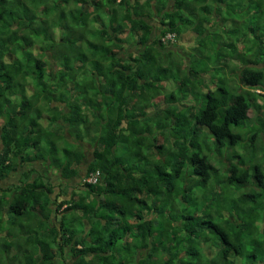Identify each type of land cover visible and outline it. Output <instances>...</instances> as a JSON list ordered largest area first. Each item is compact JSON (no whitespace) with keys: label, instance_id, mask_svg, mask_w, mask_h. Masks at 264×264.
<instances>
[{"label":"trees","instance_id":"1","mask_svg":"<svg viewBox=\"0 0 264 264\" xmlns=\"http://www.w3.org/2000/svg\"><path fill=\"white\" fill-rule=\"evenodd\" d=\"M32 1L33 8L45 9L40 17L13 16L27 15ZM73 1L77 7L69 10L63 5L71 0H0V181L25 161H38L67 181L55 182L41 171L35 187L23 179L20 194L0 192V264H264V169L229 168L219 192L230 198L217 209L211 204L196 210L200 182L207 185L218 176L198 143L213 135L221 157L222 148L242 139L232 127L249 120L250 111H264V94L257 105L258 94L251 93L264 90V34H258L263 17L246 25L244 17H229L246 2L248 11L256 10V1L227 0L230 8L226 0ZM226 8V18L216 25L220 32L207 36L206 17L221 18ZM98 10L110 23L100 22V32L93 34L112 57L97 64V81L88 76L79 44L84 38L51 36L49 22L67 13L84 21ZM242 24L244 34L231 38ZM128 31L147 48L143 59L123 70L124 60L114 55L128 47L121 39ZM169 33L178 41L189 34L198 44L165 51L162 38ZM114 41L126 42L118 50ZM214 71L227 72L217 78ZM80 74L93 95L78 80L70 83ZM238 79L243 87L231 85ZM164 84L175 86L176 94L162 91ZM160 96L165 100L157 103ZM84 97H94L97 108L105 104L107 115L99 116V110L90 120L93 105L83 104ZM48 112H55L50 116L57 129L40 124ZM87 144L94 147L93 161ZM95 174L97 182H89ZM80 176L83 184L65 194ZM177 178L185 179L182 185ZM207 233L215 238V250L201 246Z\"/></svg>","mask_w":264,"mask_h":264},{"label":"rangeland","instance_id":"2","mask_svg":"<svg viewBox=\"0 0 264 264\" xmlns=\"http://www.w3.org/2000/svg\"><path fill=\"white\" fill-rule=\"evenodd\" d=\"M250 1V0H248ZM256 3H254V7L256 8V10H252V11H248V7L249 3L246 2V7L244 6L243 10L240 11V13L231 15L229 17H232L233 19H240L241 17H244V21H245V25L252 20V17H256V19H262L263 17V26L262 28L264 29V0H255ZM230 2V1H229ZM227 0L224 1V3H226L227 8H230V3ZM210 3V2H209ZM51 4L50 2H47L46 7L49 6ZM208 4V3H207ZM18 5H21L18 2H14V7H16V9L23 11V8L19 7ZM35 6V4L33 3V1L31 2V8L29 10V13L27 15L23 14L22 12H17L15 13L13 16L15 17H27V16H34V13L36 15L39 16V13L44 12V8L42 5L38 6L37 9L33 8ZM74 7L76 9L77 5H75V1L71 0V2L69 4H65L63 5V8L65 9L66 7ZM82 6V5H80ZM45 7V6H44ZM259 7H263V13H259ZM227 8L224 10L223 12V17L221 18H217L216 16L214 17H206L210 20V28H211V33H208V29H207V36H212L214 35V33H219L220 30H218L216 28V25L218 22L223 21V19L226 18L227 16ZM67 13V12H66ZM60 15H55L53 16V19L49 22V26H50V32H51V36L54 37H60V35L62 34V32L66 33L68 35V37H77V36H82L84 38V42L81 39L79 41V44L81 45V51L83 54V57L88 58V69H89V77L93 78L94 76H96V80L98 81L99 79H102V74L101 75H97L99 74V69L97 68V64H103L102 58L106 56H108V59H110L112 56L108 55V53H104L101 50V43L102 40L97 39L96 36L99 35H95L93 34L94 32L99 31V26L101 25L100 22H107V25H109L110 21L108 22L107 20L104 19V17L107 19V17H109L108 15H106V13L104 11L98 10L96 13L92 14V16L94 17H89V19H86L84 21H82V17H72L71 13H67L66 16H63L64 19L61 20ZM96 16H97V20H96ZM205 19V18H204ZM227 23L230 24L231 23V18L227 19ZM244 24L243 27L240 28V30L236 33H232L233 35H231V38H233L234 36H242L244 34ZM208 28V27H207ZM260 30L258 34H264V31ZM251 32V31H249ZM205 35V36H206ZM191 36L190 35H186L183 39L186 41L183 45H182V49L186 50L189 47L191 48L195 43L198 44V40L197 38H192L190 39ZM121 39L126 40L127 41V46H132L134 45L133 42L134 40L132 39V33L130 31L126 32V34L121 36ZM212 39V38H211ZM208 39L206 40V47H208V45L210 44V40ZM73 40V39H72ZM180 40H182V38H180ZM85 41H90V43H93V45L91 46L89 43L85 42ZM96 42V43H95ZM95 43V44H94ZM110 45L114 46V43H111ZM120 46H117L116 49L119 50ZM61 49V48H59ZM140 49V48H139ZM101 50V51H99ZM142 50V49H141ZM120 53V52H119ZM115 54V57H118V54ZM141 56V55H140ZM111 64H121V61H115L113 60ZM63 66V61L58 63V67H62ZM231 68V67H229ZM226 70V69H225ZM227 72V71H225ZM225 72H221L220 73L214 71V73L212 75L216 76L217 78H220L222 76H224ZM80 74L78 77L79 79H70V83L78 80L79 82H81L82 85L86 86V89L82 88V91H84L85 94L87 95H93V90L94 88L92 87H87V83H88V79L86 77L85 81H81ZM229 78V75L226 73V75ZM77 77V78H78ZM235 85L239 86L241 84L240 80L238 79L236 81V83H234ZM208 86H211V82L208 81L207 83ZM206 85V86H207ZM196 86V84H195ZM72 86L71 84L66 87V91L64 92L67 95H70L72 90ZM176 87L173 85H170L169 88H167V92L170 91V93H175L177 91H175ZM77 90H79V88H77ZM172 91V92H171ZM154 92V90H153ZM258 98H260V96H257ZM261 99V98H260ZM83 102V104L86 103H90L91 105H93V111L90 113V120H95L98 118V115L96 114L97 111L101 110L100 115L101 117H105L107 115V108L104 104V107H99L97 108L95 106V104H97L96 102H94V97H84L81 100ZM103 101H107L106 98L103 99ZM157 103H161L164 101L163 96H160L159 98L156 99ZM32 103L35 105L33 109H35V107H37V101L34 99L32 100ZM259 104L257 105H262V102H258ZM99 106V105H98ZM257 110H252L250 112V116L253 117L256 114ZM58 113L60 114V112L58 111ZM151 113V112H150ZM48 116H43V119L40 120V124H42L45 128L47 127V125L49 123H51V116L48 112ZM55 112H52L51 115H54ZM31 115V113H30ZM55 116V115H54ZM50 118V119H49ZM52 124V129H57L59 124L56 123H51ZM29 124H27L24 129L26 131L30 130L29 129ZM40 128V126L38 127ZM232 130L235 132H239L242 135V139L241 141H239L238 144L236 145H230V147L228 146V148H222L221 149V157L218 156V154L216 153L215 150V144L216 141L214 139V136L211 135L209 136V138L205 141H200L198 143V145H200V147H202L204 153L206 154V156H208V160H212V164H213V170L214 172H217L218 176L215 178H212L211 181L207 184L204 185L202 182H200L199 187L196 189V192L198 194V198L201 200V203L199 204L198 208H196V210L198 211H205L206 208H208L211 204V208L217 209L219 207V204L222 203L226 198H230L228 197L225 193L224 195H221L219 190L221 189V187H223L224 185H222L225 181V179L227 178V176L229 175V168L236 166L238 168V171L243 173L245 170L247 169H255L256 166L261 167L262 169H264V111L262 113H260L259 117L255 119L254 121L251 120H244L242 121L238 126L236 127H232ZM92 132L94 133V129L92 128ZM223 158V159H221ZM94 164H96V161H94ZM252 171V170H251ZM184 178H177L176 182L179 185H182L184 182ZM31 187H35V184L32 183L30 186ZM224 190V189H223ZM84 193H87L85 191H83ZM211 195V198L208 200H205L206 198H209L208 195ZM230 200V199H229ZM228 200V203H229ZM1 201V200H0ZM169 210V209H168ZM167 210V211H168ZM180 211H182V208L180 207ZM201 216V215H200ZM3 216H1L2 218ZM201 232V231H200ZM209 233H207V236L209 237ZM201 246L205 249V248H211V250H215V238L214 237H209V239H206L204 237H201ZM164 258V257H163ZM150 259V258H149Z\"/></svg>","mask_w":264,"mask_h":264},{"label":"clouds","instance_id":"3","mask_svg":"<svg viewBox=\"0 0 264 264\" xmlns=\"http://www.w3.org/2000/svg\"><path fill=\"white\" fill-rule=\"evenodd\" d=\"M68 7V6H67ZM68 9L69 10H71L70 9V7H68ZM215 10V9H214ZM213 10V11H214ZM187 35H189V34H187ZM186 36V35H185ZM184 36V37H185ZM183 37V38H184ZM182 38V40L181 41H178V40H176V35L175 34H172V33H169V34H167L165 37H163L162 38V45H164L166 48H165V51H169L170 49H172V51H179L180 50V47H182V45L186 42L184 39ZM169 41L170 42H172L174 45H177L178 46V48L177 47H173L172 48V46H171V44L169 45L168 43H169ZM125 42L126 41H123L122 43L121 42H117V41H114V43L115 44H117V46H121V44H125ZM152 43V42H151ZM133 44L134 45H132V46H128L126 49H125V51H123V52H120L119 54H118V58L120 59V60H124V64H123V66L120 68V69H123L124 70V67L127 65V64H134L135 62H134V59L135 58H137V59H143V54H144V52H145V49L147 48V47H142L139 43H137V42H133ZM140 48V49H139ZM142 49V50H141ZM180 52V51H179ZM141 55V56H140ZM184 56V55H183ZM119 69V70H120ZM143 70H144V68H142ZM165 85V86H164ZM163 86L164 87H162V91H164V92H166V93H170V91L169 92H167V88H169L170 87V85L171 84H164ZM233 87L234 86H237V85H235V84H231ZM237 87H243V85H239V86H237ZM251 93L252 94H254V93H257L258 94V96H261L262 94H264V90L263 89H261V90H258V89H255V90H251ZM12 99H11V101H14L15 100V97H11ZM261 98V97H260ZM260 98H258L257 97V104H258V102H262V100L260 99ZM163 99L165 100V97L163 96ZM157 102V101H156ZM262 104H263V102H262ZM251 112V111H250ZM249 117H250V119L249 120H251V121H254L255 122V119L256 118H258L259 117V115H258V113L256 112V114L253 116V117H251L250 116V113H249ZM27 125V123L25 122L24 123V125H23V127H25ZM2 148H3V146H2ZM26 150H30L29 148H26ZM2 152V150L0 151V153ZM85 152H86V154H87V156H88V159H90L91 161H93V152H94V147L93 146H91V145H89V144H87L86 145V150H85ZM19 159H20V161H22L23 162V158H22V156L20 155V157H19ZM21 162V163H22ZM33 166V167H32ZM36 166H34V165H32V163L31 162H28V163H26V161L24 162V166H21V168L18 170V171H16V173L17 172H19L20 170H27L26 171V173L27 174H23V176H24V179L31 185L32 183H34L35 184V186H36V183H37V179H38V176H36V174H38V167L37 168H35ZM86 167V166H85ZM34 169V170H33ZM33 170V171H32ZM85 171V170H84ZM29 172H32V173H29ZM25 173V172H24ZM14 174V173H13ZM51 177L52 178H54L55 179V182H57V180H60V181H66L65 179H62L60 176H59V174L57 173V171L55 170L53 173H52V175H51ZM84 177L86 178L87 176L84 174ZM84 178V179H85ZM89 178L90 177H88V180H89ZM23 182H24V180H21V183L23 184ZM67 182V181H66ZM83 184V183H82ZM19 191H20V193H21V191H22V189H21V187L18 189ZM19 193V194H20ZM16 195H18V194H16ZM15 196V195H14Z\"/></svg>","mask_w":264,"mask_h":264},{"label":"crops","instance_id":"4","mask_svg":"<svg viewBox=\"0 0 264 264\" xmlns=\"http://www.w3.org/2000/svg\"><path fill=\"white\" fill-rule=\"evenodd\" d=\"M2 150V143H1V140H0V151ZM32 165L36 166L35 168L38 167V174H36V176H40V173L42 171V173H47V176L51 177L52 175V171L48 172L47 169L44 168V166L42 165V163L38 162V161H35L32 163ZM33 167V166H32ZM46 170V171H45ZM85 170V168H84ZM27 170H20L19 172L17 173H14V174H11L8 178H6L5 180H2L0 181V192L4 195V194H8L10 197H13L15 194H19L20 191L18 190L20 188V186L22 185L21 183V180H23L24 176V172H26ZM29 173H32V172H29ZM82 176L80 177H77L76 179L72 180V184L74 187L73 188H68L66 189V192L65 194H72V192L75 190V188H78L80 187L81 183L82 182V179L81 178ZM38 181V179H37ZM55 192L56 193H59L61 194L60 190L59 189H55ZM63 194V193H62ZM53 197V196H52Z\"/></svg>","mask_w":264,"mask_h":264},{"label":"built area","instance_id":"5","mask_svg":"<svg viewBox=\"0 0 264 264\" xmlns=\"http://www.w3.org/2000/svg\"><path fill=\"white\" fill-rule=\"evenodd\" d=\"M95 175H91V177L89 178V182H91V183H96L97 182L98 176L97 175L95 176Z\"/></svg>","mask_w":264,"mask_h":264}]
</instances>
